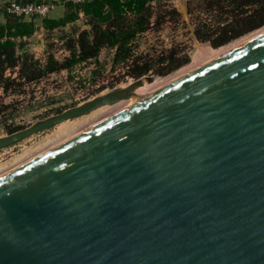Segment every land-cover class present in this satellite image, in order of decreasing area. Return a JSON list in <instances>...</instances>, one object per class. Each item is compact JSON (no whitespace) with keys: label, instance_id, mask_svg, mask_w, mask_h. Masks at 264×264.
Returning a JSON list of instances; mask_svg holds the SVG:
<instances>
[{"label":"water","instance_id":"1","mask_svg":"<svg viewBox=\"0 0 264 264\" xmlns=\"http://www.w3.org/2000/svg\"><path fill=\"white\" fill-rule=\"evenodd\" d=\"M0 264H264V34L1 174Z\"/></svg>","mask_w":264,"mask_h":264},{"label":"rangeland","instance_id":"2","mask_svg":"<svg viewBox=\"0 0 264 264\" xmlns=\"http://www.w3.org/2000/svg\"><path fill=\"white\" fill-rule=\"evenodd\" d=\"M183 1L185 11L179 5L181 13L163 1L153 4L155 16L151 19V29L136 38L132 44L131 58L127 63L128 65L131 64L133 59L139 65L143 62L149 63L151 66L150 71L141 78L134 79L129 75L131 66L113 64L114 50L103 49L97 58L71 69L49 74L39 81L21 84L20 87L12 86L7 93H3L2 88H0V138L11 134V132L14 133L30 127L41 120L68 109L84 105L115 90L124 89L142 78L165 79L171 76L170 78L173 79V74L191 67L193 65L191 61L196 50H198L197 48H214L207 42L198 41L193 34L192 20L197 17L200 19L206 17L198 9L197 0ZM188 8L193 12L191 17L188 15ZM75 22L65 30L58 29L52 34H45L42 50H32V53H30L32 57L42 65L45 64L49 56H52L58 62H62L69 57V52L65 47L67 38L70 36L76 37L77 33L85 30L83 27H89L87 26L88 23L82 20H76ZM88 29L90 30V27ZM263 29L264 26L221 47L228 46ZM169 51H176V58H185L187 63L166 76L155 75L160 69L168 67V62L159 65L157 60L160 57L167 56ZM35 56L37 57L35 58ZM16 72L17 69L13 72L12 78L17 76ZM9 75L10 73L7 72V76ZM113 107L114 105L99 108L86 116L68 120L0 150V173L9 171L7 169H13V166H16L19 161H22L19 162L20 164L24 163L69 138L92 128V125L94 127L98 123L106 121L107 119L99 122V120L97 121L99 118H96V116L102 114L103 117ZM102 117L100 116V119ZM88 120H92V123L96 124H90L91 122H88ZM37 150L38 152H36ZM33 152H36V154H32ZM30 154L32 156H28Z\"/></svg>","mask_w":264,"mask_h":264},{"label":"trees","instance_id":"3","mask_svg":"<svg viewBox=\"0 0 264 264\" xmlns=\"http://www.w3.org/2000/svg\"><path fill=\"white\" fill-rule=\"evenodd\" d=\"M160 0H84L82 3L64 2V16L58 20L43 19L41 27L52 31L75 22L82 14L88 19L90 30H82L76 37H68L66 49L69 57L62 62L49 56L44 65L35 60L25 49L23 42L15 40L28 38L36 30L34 23L12 15L6 16L5 25H0V88L3 93L12 86L39 81L49 74L71 69L97 58L103 49L114 50L113 64H125L129 75L138 79L146 75L151 66L135 59L131 64L132 44L136 38L151 29V19L155 16L153 3ZM197 7L205 18H195L193 34L200 42L209 43L214 49L226 45L264 26V0H197ZM192 10L188 8L191 17ZM176 51L157 62H168L167 68L155 73L166 76L187 63V59L176 58ZM17 69V76L12 78ZM9 72L10 75L6 76ZM23 81V83H21ZM13 133V132H11Z\"/></svg>","mask_w":264,"mask_h":264},{"label":"bare ground","instance_id":"4","mask_svg":"<svg viewBox=\"0 0 264 264\" xmlns=\"http://www.w3.org/2000/svg\"><path fill=\"white\" fill-rule=\"evenodd\" d=\"M262 34H264V29L259 31V32L257 31L255 33H253V34H251L245 38H242L241 40L236 41V42H234L228 46H225V47H221V48H217V49H210V48L199 49V48H197L198 50H196L195 55L191 61V62H193V65L191 67L185 68V69L180 70L179 72L173 74L172 75V77H174L173 79L170 78L171 76L169 78H165V79L164 78L163 79H161V78L152 79L150 82L147 81L146 78L140 79L138 81L140 83V86L136 88V96L134 98L129 99V100H123L121 102L112 104V105H114V107L111 110H108L107 114H105V115L103 114L104 115L103 117H102V114H100V116L102 117L101 119H100V116H96V118H99V119H97V121L99 120V122H100L102 120L104 121L106 119L108 120V119L114 117L115 115H117L118 113H120L121 111H123L124 109H126L127 107L132 105L133 103H135L140 98H142L144 96L152 95V94L168 87L169 85L175 83L176 81L182 79L183 77H185V76L189 75L190 73L194 72L195 70L199 69L200 66H202V65L204 66V65L208 64L209 62L216 60L217 58L225 55L226 53L240 47L241 45L255 39L256 37H258ZM132 84H130V85H132ZM126 88H124V89H126ZM106 106H111V105H106ZM103 107H105V106H103ZM100 108H102V107H100ZM98 109H96V110H98ZM96 110H94V111H96ZM84 116H86V115H84ZM78 118H80V117H78ZM92 120H94V118H92ZM92 120H88V122H91L90 124H93L94 122L92 123ZM64 122H66V121H64ZM84 124H86V122H84ZM94 124H96V123H94ZM86 126H85V128H87ZM80 127H82V125H80ZM92 127H93V125H92ZM36 152H38V150ZM36 152H33L32 154H36ZM32 154H30L28 156H32ZM19 162H22V161H19ZM19 162H17V163L20 164ZM18 164L16 166H18ZM16 166H13V167H16ZM10 168H12V167H10ZM7 170H11V169H7ZM0 175H1V173H0Z\"/></svg>","mask_w":264,"mask_h":264},{"label":"crops","instance_id":"5","mask_svg":"<svg viewBox=\"0 0 264 264\" xmlns=\"http://www.w3.org/2000/svg\"><path fill=\"white\" fill-rule=\"evenodd\" d=\"M12 1H18L23 3H31V2H50L53 5L52 10L50 11L49 15L47 16V19L50 20H58L64 16L65 13V6L63 0H0V25H5L6 23V16H5V8L6 6L11 3ZM154 4V3H153ZM152 4V5H153ZM180 7V6H179ZM178 8V12L181 13V9L185 11V3L184 1L181 3V9ZM23 21L30 22L28 18H24ZM76 22H73L71 24L66 25L65 27L57 28L52 31L44 30L41 27V23L34 24L36 27L35 32L33 35H31L28 38H23L22 40L16 39L15 41L19 43L20 41L25 44L26 51L32 53V50L41 51L44 46L43 37H45V34H52L56 32L58 29L65 30L66 28L70 27V25L75 24ZM60 30V31H62ZM59 32V31H58ZM37 56H35L36 58ZM9 73V72H8ZM7 76V73H6Z\"/></svg>","mask_w":264,"mask_h":264},{"label":"built area","instance_id":"6","mask_svg":"<svg viewBox=\"0 0 264 264\" xmlns=\"http://www.w3.org/2000/svg\"><path fill=\"white\" fill-rule=\"evenodd\" d=\"M84 0H63V2H72L75 4L82 3ZM170 5L174 10H178L177 7L181 5L183 0H160ZM53 5L50 2H31L23 3L18 1H12L5 8V13L15 16L20 19L28 18L30 22L36 24L41 23L43 19H46L52 10ZM78 20H82L88 23V19L82 14L79 15ZM87 26H89L87 24ZM89 27H83L85 30H89Z\"/></svg>","mask_w":264,"mask_h":264}]
</instances>
